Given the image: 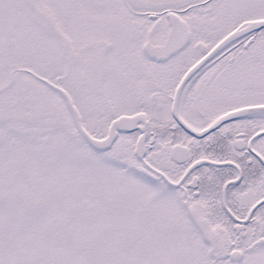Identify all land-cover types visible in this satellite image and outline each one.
<instances>
[{
  "label": "snow or ice",
  "instance_id": "6c2138e0",
  "mask_svg": "<svg viewBox=\"0 0 264 264\" xmlns=\"http://www.w3.org/2000/svg\"><path fill=\"white\" fill-rule=\"evenodd\" d=\"M0 264H264V0H0Z\"/></svg>",
  "mask_w": 264,
  "mask_h": 264
}]
</instances>
